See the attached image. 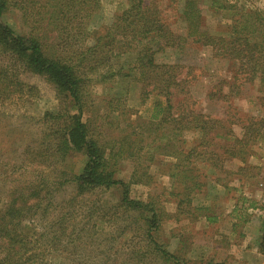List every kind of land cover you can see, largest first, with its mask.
Returning a JSON list of instances; mask_svg holds the SVG:
<instances>
[{
  "label": "rangeland",
  "instance_id": "1",
  "mask_svg": "<svg viewBox=\"0 0 264 264\" xmlns=\"http://www.w3.org/2000/svg\"><path fill=\"white\" fill-rule=\"evenodd\" d=\"M226 2L229 0H220V4ZM231 2L242 10L264 9V0ZM209 4L211 0H203L202 28L226 36L229 19L219 17L226 12L222 9L214 12L208 9ZM157 5L168 26L176 33H185L181 3L158 0ZM128 8V0H100V9L88 22L87 30L109 26L116 15ZM5 20L16 31L27 30L16 12L8 14ZM87 32L85 44L91 46L94 37L92 31ZM143 42L158 46L155 39ZM117 43L121 55L100 65L90 75L87 93L82 98L83 118H93V136L100 133L96 138L107 152L117 151L119 145L113 141L130 133L129 140L134 142L130 148L132 156L116 157L112 169L115 178L129 184L131 198L166 212L153 230L155 240L185 264H264V252L259 247L264 229V187L259 186L264 174V86L258 77L252 82L236 78L238 61L214 56L210 47L196 44L190 38L180 47L154 48V63L176 65L166 72L176 75L181 83L177 87L181 91L172 99L174 115L184 109L221 120L208 124L213 125L205 134L204 143H200L201 131H187L175 143L177 153L166 155L161 131L150 126L157 122L151 120L153 107L163 99L155 91L143 100V83L138 74L141 67L136 59L140 47L126 43L121 46V39ZM126 73L129 75L122 76ZM22 78L33 86V91L25 88L23 95L15 93L0 99V197L8 193L9 187H24L25 181L32 179L33 170L43 172L48 181H55L62 178L63 170L79 172L85 162L81 152L62 161L49 156L50 150H45L44 145L48 142L44 140L45 127L49 114L57 112L62 104L53 86L43 78L29 73ZM167 128L164 131L170 133ZM254 134L256 139H252ZM237 149L247 150L245 160L230 156ZM190 150V159L185 160L184 155ZM186 175L195 176L200 186L193 185ZM51 194L44 203L50 201ZM76 194L70 187L57 190L56 200L45 214L40 204L34 208L37 214L32 223L23 219L29 232L39 228L38 231H47V245H54L51 238L60 236L58 244L76 247L74 253L69 249L61 251L56 256L59 263L86 259L92 264H171L172 260L152 253L143 240L145 217L149 213L120 209L116 190L98 189L83 195L84 202L93 205L96 212L81 206V198L76 199L81 195ZM65 211L71 218L75 216L62 232L55 220ZM87 213L91 221L85 218ZM100 216L96 226L93 221ZM67 236L75 240L68 243ZM86 244L90 245L88 256L80 249L88 247ZM97 248L107 251L101 255Z\"/></svg>",
  "mask_w": 264,
  "mask_h": 264
},
{
  "label": "trees",
  "instance_id": "2",
  "mask_svg": "<svg viewBox=\"0 0 264 264\" xmlns=\"http://www.w3.org/2000/svg\"><path fill=\"white\" fill-rule=\"evenodd\" d=\"M128 1L129 8L116 15L109 26L87 30L88 22L100 9V0H0V99L12 97L15 93L23 95L25 88L33 91V86L22 78L26 73L46 80L53 86L62 107L57 112L49 114L45 127L47 132L44 140L48 141L44 144L45 150H50L49 156L61 161L75 153L81 152L85 156L84 165L77 173L63 170L60 173L62 178L48 181L43 172L33 170L34 173L30 176L32 179L25 181L24 187L12 189L9 187L8 193L0 197V264H61L56 259L61 251L69 249L74 253L76 247L73 249L63 242L58 244L60 236H53L51 242L54 245H47L45 243L47 231H38L41 229L39 228L38 232L31 233L23 223L24 218L28 223L33 222V217L37 214L34 208L40 204L42 213L45 214L56 200L55 192L60 189L65 191L69 187L77 191L76 196L81 195L76 198H81V206L92 212H96V209L84 202L82 199L84 194H90L98 189L116 190L119 193L120 209L150 214L145 217L143 232V240L150 251L167 261L172 260L171 264H185L154 238L153 230L158 228L166 212L153 208L149 203L131 198L129 184L114 176L112 162L116 163V157L132 156L130 148L134 142L129 140L130 133L121 136L120 140L113 141L114 145H119L117 151L107 152L106 146L96 138L100 133L93 136L95 133L91 128L93 118H83L82 98L85 92L87 93L90 75L95 74L94 71L100 65H106L113 57L121 55L117 43L121 39V46L126 43L133 48L140 47L136 59L141 67L138 74L139 80L143 83V100L155 91L163 99L153 107L155 112L151 115V120L157 119V122H152L150 126L161 131L160 137L165 141L164 153L166 155L177 153L175 143L179 136L187 131H201L203 138L200 143H204L206 141L204 136L213 125L208 124L211 120L213 122L221 120L184 109L174 115L172 109L175 106L172 99L181 91L177 88L181 83L176 75H168L166 72L176 65L154 63L152 55L155 46H150L143 40L155 39L156 46L158 45L155 49L163 50L165 47H180L186 38H190L196 44L210 47L214 56L238 61L236 78L251 82L257 79L260 85L264 86V9L242 10L231 0L226 4H220V0H211L208 9L214 12L222 9L226 13L219 16L220 19H229L228 34L222 36L211 34L202 28L205 16L203 0H167L170 3H181V16L185 23V33L181 34L174 32L165 22L157 5L158 0ZM11 12L19 15L23 27L26 26L27 30L16 31L9 26L5 18ZM87 31H92L90 33L94 37L95 43L91 46L85 44L89 36ZM50 39L51 43H47ZM92 59L95 61L90 62ZM161 68L164 71H161ZM128 75L126 73L122 76ZM168 126L169 130L171 129L170 133L164 131ZM215 135H218V132ZM252 137L257 138L255 134ZM249 140L245 142L246 146L249 145ZM232 153L231 157L240 156L245 160L247 150L237 149ZM191 154L192 150L185 154V160H189ZM186 177L193 185L200 186L195 176ZM50 192H52L50 201L44 203ZM74 216L71 218L65 211L57 217L55 224L62 227L61 231L64 232V228ZM85 218L91 221L88 213ZM101 218L102 216L97 217L93 221L96 226ZM66 238L70 239L67 240L68 243L75 240L71 239V236ZM259 245L264 252V229ZM86 246L88 247L84 245V248H80L84 256L90 255V245ZM97 249L101 255L107 251ZM66 264L92 263L82 259L80 262Z\"/></svg>",
  "mask_w": 264,
  "mask_h": 264
},
{
  "label": "built area",
  "instance_id": "3",
  "mask_svg": "<svg viewBox=\"0 0 264 264\" xmlns=\"http://www.w3.org/2000/svg\"><path fill=\"white\" fill-rule=\"evenodd\" d=\"M259 186L264 187V174L262 180L259 182Z\"/></svg>",
  "mask_w": 264,
  "mask_h": 264
}]
</instances>
